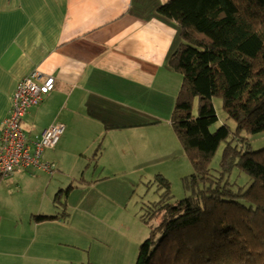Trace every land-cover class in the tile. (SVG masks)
I'll return each instance as SVG.
<instances>
[{
    "label": "crops",
    "instance_id": "obj_1",
    "mask_svg": "<svg viewBox=\"0 0 264 264\" xmlns=\"http://www.w3.org/2000/svg\"><path fill=\"white\" fill-rule=\"evenodd\" d=\"M168 1L0 0V130L17 82L35 70L55 84L25 114L27 140L55 123L65 128L56 147L41 154L55 166L51 173L29 166L0 177L8 182L0 183V264H48L46 252L60 245L70 215L59 218L56 193L64 176L73 177L59 171L61 155L72 150L67 139L87 128L86 150L97 160L110 150L126 160L129 148L147 156L134 132L170 124L179 89L168 61L180 41L176 22L158 12ZM20 195L26 200L14 202ZM38 215L56 218L35 221ZM6 220L13 224L7 230Z\"/></svg>",
    "mask_w": 264,
    "mask_h": 264
},
{
    "label": "trees",
    "instance_id": "obj_2",
    "mask_svg": "<svg viewBox=\"0 0 264 264\" xmlns=\"http://www.w3.org/2000/svg\"><path fill=\"white\" fill-rule=\"evenodd\" d=\"M158 12L178 26L168 64L181 83L170 125L194 171L184 183L191 194L178 201L169 182L155 177L165 192L142 218L158 224L135 264H264V148L252 151L243 135L264 132V0H170ZM216 96L236 133L227 125L211 130ZM221 143L215 174L210 161ZM236 167L249 183L234 189Z\"/></svg>",
    "mask_w": 264,
    "mask_h": 264
},
{
    "label": "rangeland",
    "instance_id": "obj_3",
    "mask_svg": "<svg viewBox=\"0 0 264 264\" xmlns=\"http://www.w3.org/2000/svg\"><path fill=\"white\" fill-rule=\"evenodd\" d=\"M176 75L179 89L181 76ZM212 104L218 120L211 130L227 125L231 134L236 133V124L228 119L221 97H213ZM197 111L198 99L194 98L192 113L196 115ZM22 129L25 130V125ZM147 129L150 131L142 133L139 130L131 135L143 137L147 156H140L133 148H129L126 160H119L118 156L111 154L115 153L111 150L103 159L97 160L91 151L86 150L89 136L87 128L76 141L67 139V147L72 150L66 151V156L61 155L63 169L59 167V171L73 177L66 175L63 182L59 183L61 189L56 195L60 199L56 212L69 214L70 221L63 226V231H59L60 245L46 252L48 264H135L139 246L158 224L156 218L148 221L142 218L147 215L148 207L158 202L165 192V187L155 177L161 175L169 182L171 201L181 200L191 194L184 183L193 174V166L169 121L155 122L154 128ZM231 134L228 139L232 137L231 143L235 145ZM243 135L248 138L252 151L264 148V132ZM224 144H220L210 161V169L215 174L220 169ZM101 164H108V170L97 169L94 172L93 169ZM6 180L7 177H2L0 183H6ZM229 182L235 184L236 189L237 186L248 184L249 179L236 167L230 174ZM2 194L3 202L9 200L4 197L5 189ZM24 200L23 195L13 199L20 203ZM15 205L21 209L19 204ZM46 210L53 212L51 208ZM4 225L7 230L13 224L6 220Z\"/></svg>",
    "mask_w": 264,
    "mask_h": 264
},
{
    "label": "built area",
    "instance_id": "obj_4",
    "mask_svg": "<svg viewBox=\"0 0 264 264\" xmlns=\"http://www.w3.org/2000/svg\"><path fill=\"white\" fill-rule=\"evenodd\" d=\"M54 77L35 70L21 78L16 85L10 110L0 130V175H11L17 168L29 166L52 172L53 164L41 161L44 149L54 148L64 133V125L55 123L34 140H27L22 120L27 111L37 106L53 90Z\"/></svg>",
    "mask_w": 264,
    "mask_h": 264
}]
</instances>
